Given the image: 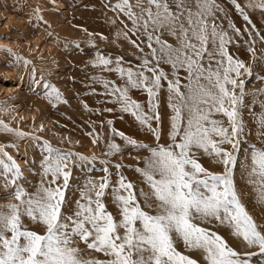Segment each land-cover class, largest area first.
I'll use <instances>...</instances> for the list:
<instances>
[{
  "label": "snow or ice",
  "instance_id": "obj_1",
  "mask_svg": "<svg viewBox=\"0 0 264 264\" xmlns=\"http://www.w3.org/2000/svg\"><path fill=\"white\" fill-rule=\"evenodd\" d=\"M113 3V10L123 17L120 19L125 28L123 35L142 54L141 61L135 68L125 67L122 57L113 59L98 52L93 67L100 68L102 73L117 74L120 82L102 75L93 79L102 83L103 95L114 99L121 112L131 115L155 138L154 145L139 142L111 127L112 120L107 121L113 136L150 153L145 167L136 169L150 191L139 190V195L144 196L142 204L135 185L119 172L122 165L115 164L118 178L113 184L108 162L101 161L105 164V175L87 179L74 201L75 208L66 213V193L73 169H84L97 157L66 151L43 140L44 179L31 193L16 187L14 201L0 205V264H252L253 257L264 256V225H258L241 202L234 176L238 156L244 151V167L252 178L249 183L259 188V197L264 200V146L243 147L246 141L242 139L240 108L244 104L245 81L241 77L251 76L252 68L228 51L232 40L215 23L216 11L223 9L216 0H194L195 12L187 0H175L176 11L169 0H113ZM231 3L251 26L249 29L246 25L244 33L251 38L255 31L264 42V36L245 10L247 7L264 12V0H247L246 5L239 0ZM35 12L36 19L42 20L38 8ZM229 27L238 36L243 35L234 24ZM160 30L176 36L178 46L162 40L156 34ZM129 31L137 38L141 35L146 38L141 43L149 49L148 55H143L144 49L131 39ZM0 49L13 55L16 61H23L25 66L32 63L5 45H0ZM248 52L257 59L253 46L248 47ZM162 63L170 65L171 71L166 72ZM181 71L186 77L180 76ZM38 75L40 79H36ZM32 77L34 85L42 88L50 101L62 100L60 90L35 68ZM165 86L172 110L167 132L170 142L160 143L164 133L159 127V95ZM133 90L145 93L146 103L133 98L130 95ZM260 122L264 126V115ZM0 128L21 138L30 137L37 142L41 139L11 128L3 120ZM40 130L43 131V125ZM107 149L105 155L117 154L121 145L110 139ZM197 153L215 159L222 171L204 167ZM22 176L20 165L0 146V181L16 185ZM109 195L116 206L115 215L105 203ZM25 220L36 227L27 226ZM212 221L229 226L248 249L257 251H238L218 232L203 226L204 222ZM79 242L103 253L106 259L86 258ZM178 242L185 249L200 252L202 260L178 250Z\"/></svg>",
  "mask_w": 264,
  "mask_h": 264
},
{
  "label": "bare ground",
  "instance_id": "obj_2",
  "mask_svg": "<svg viewBox=\"0 0 264 264\" xmlns=\"http://www.w3.org/2000/svg\"><path fill=\"white\" fill-rule=\"evenodd\" d=\"M37 8L42 20L36 19ZM113 8V0H0V45L13 49L16 54L32 62L25 66L23 61H16L13 55L0 49V120L13 129L41 138L37 142L30 137L21 138L0 128V146L5 147L23 171V176L17 180L16 185H5L0 181V205L14 201L16 187H23L31 193L44 179L39 170L46 154L42 147L43 140L64 150L91 156L97 152L96 148L102 138L107 136L106 131L110 130L108 120L116 123L111 127L117 130L123 125L122 122L130 121L128 114L121 112L119 105L111 97L107 96L106 101H102L98 96L96 102L91 98V93H94L93 82L102 84L93 77L102 75L104 78L119 81L117 74L102 73L100 68L93 67L98 52L114 50L126 53L132 58L138 56L137 48L131 46L123 35L125 28L119 24L123 17ZM88 14H93L91 17L94 20ZM94 21L98 24H93ZM165 32L169 36L170 33ZM129 36L137 40L141 47L144 45L141 43L146 39L143 35L137 38L129 31ZM103 41L102 45L98 44ZM132 49L135 51L132 52ZM103 54L115 59L108 52ZM33 68L49 83L58 89L62 88L65 96H62L61 101H50L44 90L34 85ZM36 79H40V76ZM99 88L100 91H95L98 95L105 91L103 85ZM130 95L142 103L147 101L146 94L142 91L133 90ZM109 105L113 109L111 112L105 111L110 108ZM161 113L159 127L164 132L170 126L172 114L166 115L163 107ZM41 125L43 131L40 130ZM153 125L156 126L155 122ZM94 139L97 143H93ZM164 142H170L168 136ZM197 155L199 158L204 157L212 170L216 169L217 165L211 157L201 153ZM250 179L252 178L248 177L245 181L246 186L251 189L245 191V196L256 193L253 195V201L256 202V198L257 201L260 199L259 188L249 183ZM244 180L238 183H243ZM257 188L258 191H252ZM258 204H261L258 208L261 213L253 206L249 208V212L258 225H264V200L260 199ZM25 223L29 227H36L27 220ZM209 223L235 249L241 252L255 249H248L242 238L232 234L229 226L215 221ZM79 247L86 258L95 257L80 242ZM198 254L201 255L200 252ZM256 257L258 259L252 260V264H264V258L261 259L264 256Z\"/></svg>",
  "mask_w": 264,
  "mask_h": 264
},
{
  "label": "rangeland",
  "instance_id": "obj_3",
  "mask_svg": "<svg viewBox=\"0 0 264 264\" xmlns=\"http://www.w3.org/2000/svg\"><path fill=\"white\" fill-rule=\"evenodd\" d=\"M216 2L220 5V7L223 9V11H216L215 14V23L218 26V30H222L227 32L228 37L231 38L232 42L228 44V51L230 54L234 56V58H238L240 60H243L245 64L251 66L252 68V75L248 76L247 74L243 75L241 78L244 79L245 85H244V90H245V96H244V104L240 108L241 112V118L243 121L244 125V131L242 135V139L246 141L244 144V148L247 149L250 145L255 144L258 147L259 146H264V126L261 125L260 122V117L264 115V59H260V57H264V42H262L259 37L256 36L255 31L252 32V37L250 38L246 33H244L245 26L247 25V22L243 19L241 14L235 9L234 5H232L231 0H216ZM239 2L242 5L247 4V0H239ZM187 3L190 7H192V11L195 12L196 8L194 7V0H187ZM169 4L172 6V10L176 11L175 9V0H169ZM108 5V4H107ZM113 6V5H112ZM155 10V9H153ZM252 20V22L256 25V29L259 30L260 35L264 36V12L260 11L259 9L253 10L251 8L245 9ZM93 15V14H91ZM91 15L88 14L89 18ZM90 19V20H91ZM92 21V20H91ZM98 24L97 22H93V24ZM234 24L236 28H239L241 30V33L243 35L238 36L234 29L229 27V24ZM121 26H124L123 24L120 23ZM131 27V25H128ZM249 29H251L250 25H247ZM156 34L161 35L162 40L167 41L168 43L172 44L174 47L178 46L179 41L177 40L176 36H173L171 34L165 32V30H160ZM235 34V35H234ZM252 39H255L254 45H252ZM127 41L130 43V41L127 39ZM103 42H100L98 44L102 45ZM253 46L255 48V55L257 59H253L252 54L248 52V47ZM132 46V44H131ZM144 49V54L143 55H148L149 54V49L146 47L144 44L142 46ZM213 47L212 45H209V51H212ZM104 52L100 53H105L108 52L111 55H114L116 57H122L123 58V64L129 66H133L134 68L140 63L141 61V53L137 50L138 56L136 58H132L129 55H126V53L119 52V51H114V50H101ZM106 51V52H105ZM135 50L132 49V52ZM113 53V54H112ZM107 55V54H106ZM218 58V57H217ZM205 65H207L208 60L207 57H205L204 60ZM123 65V66H125ZM126 67V66H125ZM161 67L164 68L166 72H170L171 68L170 65L162 63ZM215 67V65H213ZM181 77H186V73L184 71H181L180 73ZM118 83L120 81H117ZM99 83H94L93 82V89L94 93L92 92L91 98L95 99L99 96L102 101H106V97L103 94L98 95L97 91L99 89L100 91V86L98 85ZM96 86V87H95ZM94 88L96 90H94ZM62 96L64 97L65 94L62 91V88L59 89ZM97 94V95H96ZM168 97H169V92L165 86V88L161 91L159 95V113L160 117L162 118V107L164 108L165 114L169 115L172 114V110L168 106ZM104 98V99H103ZM100 99V100H101ZM110 108L111 105H109ZM171 112V113H170ZM126 114V113H125ZM164 114V115H165ZM163 115V116H164ZM128 118H130L129 122H122V126L118 128V131H123L126 135L135 138L139 142H143L149 145H154L157 143L155 141V138L153 137L152 133L147 130L145 127L141 126L138 122L134 120V118L128 114ZM123 121V120H122ZM113 124L116 125L114 122ZM169 128L164 131L163 137H161V140L159 141L160 143H167L164 142L167 139V132ZM107 136L105 135V139L102 138V142L100 141L96 148L97 152H95V155L97 157V160L93 162L91 165L86 166L84 169L80 168H74L72 172V177L70 179V187L67 190L66 197L68 200V204L65 208L66 213H70L71 209L75 208V203L74 201L79 198V190L84 186L86 179H98L102 176L105 175L103 172V168L105 167V164H103L101 161H107V166L109 168V171L112 173V181L113 184L116 182L118 176H117V170L115 168V164L119 163L122 165L121 169L119 170L120 173H122L127 180L131 181L136 189L138 190V198L141 201V203H144V196L139 195V190L143 189L145 193H148L150 191L149 185L147 184V181L143 178L140 172L136 171L137 167L139 168H144L145 167V160L146 158L150 155L149 152L139 149V148H133L129 145H127L119 136H113V134L110 132V130L107 132ZM110 139H114L116 143L121 145V151L120 153L113 154V155H105V153L108 151L107 149V144L110 141ZM65 148V147H64ZM66 151H69L68 149H65ZM202 154V153H201ZM147 156V157H146ZM244 157H245V152L241 151V153L238 156V162L237 166L235 168V184H236V189L237 193L240 197L241 202L246 205V209H248V212L251 209V206L255 207L256 210H258L259 213H261V210L258 209L260 205L258 204V200L256 198V202L253 201V195L256 193H250L246 195L245 191L251 190L248 188L245 184L246 179L249 177L247 174V170L244 167ZM138 159V160H137ZM212 161L214 164L217 165L216 169L212 170V166L206 162V159L204 157L199 158L200 162L203 164L204 167L209 169L210 171L213 172H220L222 171V166L216 162L215 159L211 157ZM210 159V160H211ZM243 159V160H242ZM43 160V158H42ZM42 162V161H41ZM211 166V167H210ZM89 168L91 171H89ZM40 172H42V163L40 164L39 167ZM43 174V172H42ZM245 176V178H244ZM92 177V178H91ZM96 177V178H95ZM244 180L243 183H238L242 180ZM82 186V187H81ZM256 187V185H254ZM80 188V189H79ZM253 189V188H252ZM149 190V191H148ZM242 190L244 193H242ZM258 191L257 189H254L252 191ZM110 191V190H109ZM245 196V197H244ZM151 202V201H149ZM105 203L108 205V210L112 211L113 214H116V206L114 201L111 199V196H106L105 198ZM257 203V204H256ZM254 204V205H253ZM250 208V209H249ZM250 214V212H249ZM205 227L210 228L212 231L218 232L220 235L219 231L217 229H213L210 226L209 222H204ZM80 244L88 251L92 252L95 257V259H106V257L103 255V253H98L95 252L94 250H90L86 247V245L83 242H80ZM183 247L184 251H183ZM178 250L184 252L185 254L192 255L194 258L198 260H202L201 255L198 254L197 251L193 250H188L186 252L185 247L181 242L178 243ZM192 251V252H191ZM239 251V250H238ZM257 251V249L253 250ZM197 252V253H196ZM262 257L261 259H263ZM258 259L257 257H253L252 260ZM260 259V260H261Z\"/></svg>",
  "mask_w": 264,
  "mask_h": 264
}]
</instances>
